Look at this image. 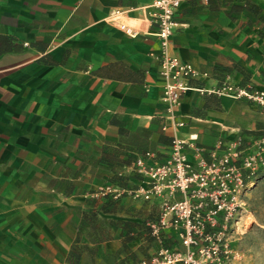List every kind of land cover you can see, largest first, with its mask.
I'll use <instances>...</instances> for the list:
<instances>
[{
  "label": "crops",
  "instance_id": "1",
  "mask_svg": "<svg viewBox=\"0 0 264 264\" xmlns=\"http://www.w3.org/2000/svg\"><path fill=\"white\" fill-rule=\"evenodd\" d=\"M150 1L0 0V264L147 260L157 204L99 189L137 186L134 161L164 158L173 138L264 135V105L218 92L264 89V0L181 1L166 52L206 76L172 112Z\"/></svg>",
  "mask_w": 264,
  "mask_h": 264
},
{
  "label": "built area",
  "instance_id": "2",
  "mask_svg": "<svg viewBox=\"0 0 264 264\" xmlns=\"http://www.w3.org/2000/svg\"><path fill=\"white\" fill-rule=\"evenodd\" d=\"M181 1L151 0L148 5L163 50L158 55V75L163 81L161 99L169 112L191 89L189 79L206 76L166 52ZM120 14L115 10L111 17ZM119 27L128 35L137 34L124 23ZM218 92L264 105V89L239 87L230 79L223 81ZM195 141V134L189 141L173 138L164 158L150 152L138 157L133 170L140 183L135 187L107 183L99 189L103 196L128 195L159 208L158 220L150 227L160 246L149 259L133 264H227L236 257L232 242L244 224L247 192L264 163V136L247 141L242 136L219 139L211 149ZM163 228L174 232L179 247L161 244Z\"/></svg>",
  "mask_w": 264,
  "mask_h": 264
},
{
  "label": "rangeland",
  "instance_id": "3",
  "mask_svg": "<svg viewBox=\"0 0 264 264\" xmlns=\"http://www.w3.org/2000/svg\"><path fill=\"white\" fill-rule=\"evenodd\" d=\"M259 136L264 135L254 137ZM247 195L244 224L232 242L236 257L227 264H264V163L259 167Z\"/></svg>",
  "mask_w": 264,
  "mask_h": 264
},
{
  "label": "trees",
  "instance_id": "4",
  "mask_svg": "<svg viewBox=\"0 0 264 264\" xmlns=\"http://www.w3.org/2000/svg\"><path fill=\"white\" fill-rule=\"evenodd\" d=\"M256 185H254V187H255Z\"/></svg>",
  "mask_w": 264,
  "mask_h": 264
}]
</instances>
